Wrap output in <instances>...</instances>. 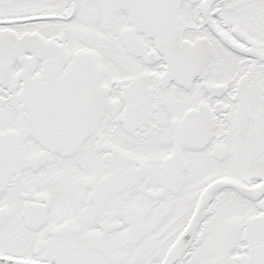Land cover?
<instances>
[{
    "label": "snow or ice",
    "instance_id": "1",
    "mask_svg": "<svg viewBox=\"0 0 264 264\" xmlns=\"http://www.w3.org/2000/svg\"><path fill=\"white\" fill-rule=\"evenodd\" d=\"M0 264H264V0H0Z\"/></svg>",
    "mask_w": 264,
    "mask_h": 264
}]
</instances>
